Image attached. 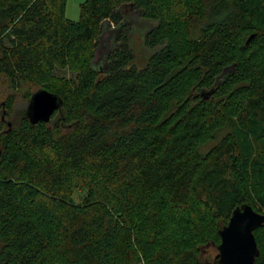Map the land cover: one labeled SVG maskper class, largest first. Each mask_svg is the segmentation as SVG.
<instances>
[{
	"label": "trees",
	"instance_id": "obj_1",
	"mask_svg": "<svg viewBox=\"0 0 264 264\" xmlns=\"http://www.w3.org/2000/svg\"><path fill=\"white\" fill-rule=\"evenodd\" d=\"M65 4L0 0L6 115L27 82L62 102L0 117V264H205L236 207L264 213V0Z\"/></svg>",
	"mask_w": 264,
	"mask_h": 264
},
{
	"label": "water",
	"instance_id": "obj_2",
	"mask_svg": "<svg viewBox=\"0 0 264 264\" xmlns=\"http://www.w3.org/2000/svg\"><path fill=\"white\" fill-rule=\"evenodd\" d=\"M61 103L57 95L45 89L37 90L29 100L25 116L32 124L48 122ZM7 127L10 128L11 123H7ZM262 226L264 213L254 211L247 204L236 207L227 225L219 231V253L213 264H254L255 257L259 255L254 231Z\"/></svg>",
	"mask_w": 264,
	"mask_h": 264
},
{
	"label": "rangeland",
	"instance_id": "obj_3",
	"mask_svg": "<svg viewBox=\"0 0 264 264\" xmlns=\"http://www.w3.org/2000/svg\"><path fill=\"white\" fill-rule=\"evenodd\" d=\"M84 2L85 0H66L65 17L71 21H77L79 19L81 5ZM153 25L154 23L143 22L140 19H137L134 25V30L131 34V48L135 55V63L139 67L145 65L148 57L153 52L152 50L148 49L143 43V36L145 31L148 27H151ZM113 42V39L110 41V39L106 38L107 44L103 47V49H101V47L98 49L97 55H102L104 52L108 51L111 48L110 46H112ZM55 73L56 75L66 76L68 78L73 77V74L69 73L66 70H56ZM36 89H38V87L31 82L23 84L21 88L14 93V103L10 116L8 117L6 115L4 103L7 96L11 94V91L8 88L6 80L3 77H0V117H3L4 120L6 117V124L11 123L9 121H12L14 124L18 122L20 116L25 111L28 105L29 95ZM216 253L217 251L214 246L209 245L204 247L201 253L202 261L205 264H213V259Z\"/></svg>",
	"mask_w": 264,
	"mask_h": 264
},
{
	"label": "flooded vegetation",
	"instance_id": "obj_4",
	"mask_svg": "<svg viewBox=\"0 0 264 264\" xmlns=\"http://www.w3.org/2000/svg\"><path fill=\"white\" fill-rule=\"evenodd\" d=\"M259 229H264V226H262V227H260V228H257L254 232L258 231ZM254 238H255V236H254ZM255 242H256V239H255ZM219 244H220V243H219ZM219 244H218V245H219ZM256 244H257V242H256ZM218 245L214 246L215 249H216V251H217V253H216V255L214 256L213 263H215V262L217 261V260H216V256H217L218 253H219L218 250H217V246H218ZM257 247H258V244H257ZM258 250H259V255L255 257L254 264H256V261L260 258V254H261V252H260L259 247H258Z\"/></svg>",
	"mask_w": 264,
	"mask_h": 264
}]
</instances>
